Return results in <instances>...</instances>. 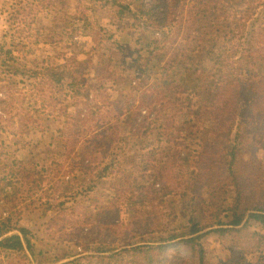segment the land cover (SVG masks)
Segmentation results:
<instances>
[{
	"label": "trees",
	"instance_id": "obj_1",
	"mask_svg": "<svg viewBox=\"0 0 264 264\" xmlns=\"http://www.w3.org/2000/svg\"><path fill=\"white\" fill-rule=\"evenodd\" d=\"M85 1L86 6L89 5ZM109 1L112 4L108 6ZM257 1L192 0L187 8L185 27L179 20L180 12L174 9L178 0H130L128 3L106 0L102 6L118 21H123L124 13L128 12L132 26L138 30L156 31L154 38L147 43L146 58L143 61L137 59L138 81L132 94L139 109L133 114L132 104H125L130 111L126 121L129 129H125V134L116 130L111 117L90 128L87 126L90 114L95 115L102 108L97 101L92 104L86 100V111L83 106H76L73 112L70 108L74 107L70 106L64 110L69 125L60 130V140L63 158L71 165L72 177L78 179L94 174L104 162L96 174V181L112 174L116 197L122 199L123 204L127 202L124 211L129 215L127 228L130 231L125 234L115 231L117 236H111L109 241L104 235L95 242L96 254L98 258L106 259V264H264V26L255 28L260 19L256 15L260 5L256 4ZM136 2L138 5L133 8ZM51 5L52 0H9L7 28L0 38V92L4 81L24 84L28 89L38 90L41 104L48 105V98H44L41 89L45 77L42 76L37 83L31 80L47 74L52 82H63L70 97L79 101L77 94L82 93L80 78L50 76L53 68L48 64L39 69L28 67L31 61L27 58L34 55L41 42L37 18ZM233 5L243 6L240 10L244 13L242 18L234 14L228 20L227 14ZM202 14L205 20L200 18ZM83 16L89 17L86 7ZM221 19L234 23V28L227 29V35H230L228 42H236L228 46L218 43L223 29L220 28ZM107 20L108 17L102 19L94 14L83 28H71L91 38L92 50L98 51L102 47L108 51L106 64H101L104 55L98 56L97 77L100 71L108 72L106 69L113 56L111 50L123 48L116 32L107 26ZM250 39L256 41L258 48L252 46ZM171 49L177 52L180 60L189 62L191 74L188 81L193 89L187 96L167 92L169 87L163 86H171L174 82L166 75L161 77L160 86L148 84L149 65L154 61L164 62ZM173 58L170 55L166 60L165 69L176 65ZM228 59L232 60L230 66ZM88 60L84 70L92 65L90 57ZM86 84L87 93L82 94L85 98L93 90L104 103H115L106 93L107 86L91 79ZM119 103H115L117 107ZM138 116L142 117L141 121ZM116 119L121 120V116ZM80 123H83L82 128L78 130ZM151 130L156 131L158 140H165L162 152L167 156L165 160L157 161L154 149H151L141 162L124 166L125 145L134 138L138 140L140 134L146 138ZM5 168L8 175L2 180L8 178V181L0 185V196L3 193L16 195L20 183L42 189L47 178L42 170L34 167L32 160L15 159ZM183 170L195 174L193 183L184 180ZM145 176H150L151 180L139 183L140 177ZM91 182L88 187L86 184L82 186L90 191L94 188ZM5 187L10 191L4 190ZM229 188L234 201L227 207L224 202ZM170 195L193 204L204 218L201 220L191 215L188 223L181 225L183 231L162 225L158 234L150 224L148 228L144 227L148 218L140 214L150 213L145 207L153 206L154 202L163 205ZM65 203L64 200L59 202L61 208L57 215L70 220L65 225L70 235L67 239L82 241L80 243L87 249L92 241V237L87 238L88 234L96 236L97 233L93 227L85 231L87 224L82 220L66 216ZM42 206L51 211L55 205L47 200L38 203L33 210ZM109 209L103 207L95 219L104 222L106 228L109 223L117 226L120 224L118 217L121 219L119 210L120 216L117 211L116 216L111 215L106 222L104 218H108ZM116 209H119L117 205ZM103 212H107L104 218ZM82 218L85 220L86 216ZM47 226H52V220H48ZM83 232L86 240L81 239ZM30 233V227L21 224L19 218L0 220V264H33L30 257L39 255L40 250L31 243ZM211 234L217 235L218 244L210 250L206 239ZM182 249L187 251L186 255L181 254ZM212 252L218 253V258H210Z\"/></svg>",
	"mask_w": 264,
	"mask_h": 264
},
{
	"label": "rangeland",
	"instance_id": "obj_2",
	"mask_svg": "<svg viewBox=\"0 0 264 264\" xmlns=\"http://www.w3.org/2000/svg\"><path fill=\"white\" fill-rule=\"evenodd\" d=\"M105 1L87 0L89 5L86 6L85 0H52L51 7L40 13L37 18L36 26L40 32L41 42L36 47L34 55L31 58H27L29 62L31 61L28 67L39 69L44 66L43 64H48L50 68H53L50 76L63 79H70L72 76L80 78L82 81V93L77 94L79 101L76 102L70 97V92L63 82L61 84L52 82V78L47 77V74H40L32 77L31 80L37 83L42 76L45 77V85L41 89L43 90L42 95L44 98H48V105L41 104V99L38 98L39 92L36 89H28L24 84H13L8 80L2 83L3 88L0 92V100L4 101L0 102V185L8 181V178L2 180L4 176L8 175L5 166L15 159L32 160L34 167L40 171L42 170L47 176L42 183V189L20 183L17 185L18 192L16 195L12 196L11 194L3 193L0 196V220L11 217L15 221L19 218L21 224H26L30 227L31 243L40 250L39 255L30 257V261L32 260L33 264H106V259L98 258L95 251L97 246L95 242L104 235L109 241L111 236H117L118 233L115 231H123L124 233L122 234H125V231H130L127 228L129 215L124 211L125 208L127 210V202L125 201L123 204V200L116 197L112 174H108L96 181V174L104 162L100 165L101 167H99L98 171H95L96 173L75 179L70 173L71 165L69 160L66 161L63 158V148L60 140V130L69 125L64 115L66 106L74 107L70 108L72 112L76 106L78 108L83 106L84 111H86L88 108L87 105H84L86 100L92 104L97 101V104H100L102 108L95 115L90 114L89 122L86 123L87 126L90 128L96 123L107 121L111 117L114 126L117 127L116 130L123 134L126 133V128L129 129L126 121L130 111L125 107V104H132L131 113L133 114L137 113L139 109L138 103L135 101V95L132 94V88L138 81L137 59L138 61H143L146 58L147 43L154 38L153 35L156 31L153 29L138 30L132 26V17L128 12L124 13L123 21H118L115 16L109 14L108 9L102 7L106 4ZM178 1V6L174 9L180 12L179 20L183 23L182 26L185 27L187 25V8L192 4V0ZM124 2L128 3L130 0H124ZM259 3L258 14L256 15H259L260 19L255 25L256 29L261 25L264 26L262 23L264 22V0H258L256 4ZM111 4L112 1H109L108 6ZM136 5H138L137 2L132 7L135 8ZM238 6L233 5V8L229 10L227 14L228 20L234 14L238 18L244 16V13H240L243 6H239V10ZM7 7H9V0H0V38L7 28ZM85 7L88 10L89 17L87 18L83 16ZM115 10H118V7ZM94 14H97L98 18L102 19L108 17L107 26L116 32L117 38L123 46L121 50H111L113 56L110 67L106 69L108 72L100 71L99 77H97L96 73L98 56L104 55L103 62H101L104 65L109 61L106 55L109 54L108 51L102 47L98 51L92 50L93 42L91 38L83 36L79 30L73 31L71 29L72 27L83 28ZM200 18L205 20L203 14ZM250 22L251 20L248 21V23ZM220 23V28L223 29L220 31L218 43L228 46L236 42L235 40L228 42L230 35H227V29L234 28L233 21L226 22L221 19ZM198 25L199 23L196 24V27ZM250 43L253 47L258 48L256 41L254 42L250 39ZM245 45L247 46V44ZM173 50L171 49L168 52L164 62L156 63L154 61L155 63L153 62L149 65L150 76L148 84L152 87L160 86L161 77L166 75L174 82L171 86H163L169 87L166 91L187 96L188 92L193 89L192 83L188 81L189 74H191L189 62L180 60V56L178 57L177 52ZM170 55L174 57L173 60L176 65L165 69L164 65ZM88 57L91 58L92 65H89L84 70V66L89 62V60L86 61ZM227 64L229 66L232 65V60L228 59ZM225 66L226 63L224 62L223 67ZM88 79L99 81V83L107 86L108 91L106 93L115 103L120 101V106L117 107L115 103H104L99 96H96V91L93 90L89 92L88 98L82 96L85 92L87 93L85 86ZM141 111H143L142 113L145 112V110ZM118 116H121V120L116 119ZM137 118L139 121L142 120L140 116ZM137 118L136 121L138 122ZM82 124L80 123L77 127L78 130L82 128ZM164 142L163 138L158 140L157 133L154 130H151L146 138H144L143 134H140L138 140L136 138L129 140L128 144L125 145L124 156L126 157V162L124 166H132L141 162L151 149H154L157 161L165 160L167 156L162 153L164 151L163 147L166 145ZM144 146L148 147L144 148ZM167 151L169 152L168 149H166ZM148 158H151L150 155H148ZM182 173L184 180L187 182L193 183L195 181L193 172L183 170ZM140 178L139 183L151 180L150 176ZM90 181L94 183V188L89 191L85 187H88ZM82 184H86V186L84 185V187ZM4 190L10 191L8 187H5ZM76 190H78V193ZM73 192H76L74 196L71 195ZM47 200H49L50 204L55 205L51 211H46L44 209L46 206L33 210L38 203ZM63 200L66 202L64 205L66 216L82 220L84 224H87L85 231L93 227V231L97 233L96 236L88 234L87 238L92 237V241L89 242L87 249L83 247L85 245L80 243L82 241L77 242L67 239L70 235L66 231L65 225L70 220L63 218L64 216L57 215L61 208L59 202ZM233 201L234 194L232 189L229 188V195L224 203L227 207H230ZM116 205L119 209H116ZM103 207H108L110 208L109 211H111L108 214V218H104L107 212L102 213L106 222L111 215L114 217L117 211L121 210V219L118 217L120 224L114 226L109 223V228H106L104 222L98 221V219L95 220ZM145 208H148L150 213L136 214L148 218L145 220L146 225L144 227L148 228L150 224L152 230H155L154 232L158 234L162 225L183 231L184 229L181 225H186L191 215L197 216L201 220L204 218L203 213L199 211L200 209L177 195L166 197L163 205L154 202L153 206H146ZM42 213L47 214L42 215ZM83 216H86L85 220L82 218ZM151 219L154 222L151 223ZM48 220H52V226L50 227L47 226ZM121 226L122 228H119ZM85 235L86 233H81V239L86 240ZM206 241V245H208L210 250L215 248L218 244L217 235L211 234L207 236ZM181 252L183 255L187 254L185 249H182ZM210 258H218V253L212 252Z\"/></svg>",
	"mask_w": 264,
	"mask_h": 264
}]
</instances>
